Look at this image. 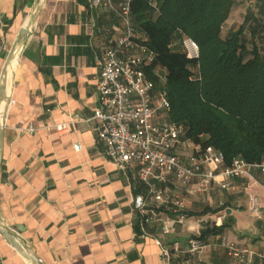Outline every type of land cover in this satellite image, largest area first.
<instances>
[{
  "label": "crops",
  "instance_id": "obj_1",
  "mask_svg": "<svg viewBox=\"0 0 264 264\" xmlns=\"http://www.w3.org/2000/svg\"><path fill=\"white\" fill-rule=\"evenodd\" d=\"M123 1L113 0L114 9H91L85 0H0V86L18 48L1 103L0 212L11 237L0 230V264H32L23 251L39 264H165L163 247L177 261L193 239L206 243L200 264H234L229 246L249 250L252 264H264V174L257 166L228 189L201 194L196 181L178 187L190 215L184 226L170 222L169 234L153 227L143 233L134 198L147 189L138 168L114 165L94 134L103 53L125 34L118 11ZM235 2L225 31L245 25L249 50L257 47L264 57V0ZM70 122L67 132L53 128ZM195 149L185 142L176 153L189 157ZM254 197L258 214L250 210ZM158 207L173 216L166 205Z\"/></svg>",
  "mask_w": 264,
  "mask_h": 264
},
{
  "label": "built area",
  "instance_id": "obj_2",
  "mask_svg": "<svg viewBox=\"0 0 264 264\" xmlns=\"http://www.w3.org/2000/svg\"><path fill=\"white\" fill-rule=\"evenodd\" d=\"M85 1L91 9H114L113 0ZM131 1L125 0L118 5L125 34L114 46L105 49L101 60L94 134L104 147L106 158L114 165L119 168L135 165L138 168V179L147 189L146 194L134 198L143 233L147 234V229L153 227L157 232L169 234L170 222L184 226L186 219L190 218L178 187H187L196 181L197 193L228 189L234 187L237 179L252 177V166L241 160L227 166L224 154L212 148L200 153L195 147L194 154L189 157L176 153L179 146L191 141H183L182 125L166 120L171 103L167 92L160 89L148 74L155 52L145 40L137 38ZM183 47L188 58L199 59L200 48L196 42L186 38ZM155 74L161 77L158 70ZM161 79L164 81L163 77ZM71 124L54 125L53 128L58 133L67 132ZM30 131L34 130L31 128ZM75 149L82 150L80 145ZM257 167L264 174V163ZM171 186L176 190L170 189ZM158 205H166L173 216ZM259 208V200L252 198L250 210L258 214ZM198 222L206 225L210 219L199 218ZM205 248V242L193 239L180 260L174 261L172 252L166 247L162 248L160 255L165 264H200V255ZM229 250L234 264H252L253 255L249 250L234 246H229Z\"/></svg>",
  "mask_w": 264,
  "mask_h": 264
},
{
  "label": "trees",
  "instance_id": "obj_3",
  "mask_svg": "<svg viewBox=\"0 0 264 264\" xmlns=\"http://www.w3.org/2000/svg\"><path fill=\"white\" fill-rule=\"evenodd\" d=\"M235 3L132 0L131 15L155 52L148 74L167 92V122L182 125L183 141L200 153L212 148L227 166L241 160L255 167L264 163V57L249 50L245 25L225 31ZM186 38L199 46V59L188 58Z\"/></svg>",
  "mask_w": 264,
  "mask_h": 264
},
{
  "label": "water",
  "instance_id": "obj_4",
  "mask_svg": "<svg viewBox=\"0 0 264 264\" xmlns=\"http://www.w3.org/2000/svg\"><path fill=\"white\" fill-rule=\"evenodd\" d=\"M36 17H37V13L33 15L30 24H33L35 22ZM29 33H30V30L27 28L24 31V36L29 35ZM17 52H18V48H15L10 53L9 58L7 60V63H6V66H5V70H4L3 77H2V85L0 86V106H1V103L3 102V100L5 99V82H6L5 81V74H6L8 67L10 66L11 62L15 59ZM3 132H4L3 123L0 121V141H1V144L3 142ZM0 230H1L2 234H4L6 237H8V238L11 237L10 231L1 222V212H0ZM12 244L17 249H20L21 251H23L22 248L20 247L19 243L16 242L15 240L14 241L12 240ZM23 253L32 262V264H39L38 260L36 258H34L33 256H31L29 253H27L26 251H23Z\"/></svg>",
  "mask_w": 264,
  "mask_h": 264
},
{
  "label": "bare ground",
  "instance_id": "obj_5",
  "mask_svg": "<svg viewBox=\"0 0 264 264\" xmlns=\"http://www.w3.org/2000/svg\"><path fill=\"white\" fill-rule=\"evenodd\" d=\"M4 112H5V105L3 104V105L1 106V111H0V115H1V117L3 116Z\"/></svg>",
  "mask_w": 264,
  "mask_h": 264
}]
</instances>
